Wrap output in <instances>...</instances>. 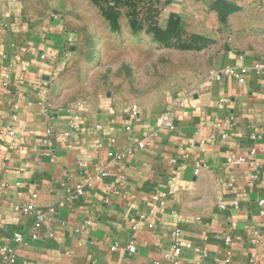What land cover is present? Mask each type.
Wrapping results in <instances>:
<instances>
[{
  "label": "crops",
  "instance_id": "crops-1",
  "mask_svg": "<svg viewBox=\"0 0 264 264\" xmlns=\"http://www.w3.org/2000/svg\"><path fill=\"white\" fill-rule=\"evenodd\" d=\"M147 1L164 31L187 37L190 52L203 59L188 62L184 78L165 82L174 89L140 99L135 115L120 94L82 104L61 92L59 72L78 35L59 14L60 0L41 11L16 6L0 24V247L17 251L18 264H173L165 254L175 228L182 250L174 264H264V74L253 68L264 62V0H226L236 6L228 16L217 13L220 0ZM229 67L241 76L201 85L211 70ZM171 109L174 129H159ZM71 126L73 147L55 138L48 152V129ZM145 138V148L120 162L108 156ZM252 148L253 161L227 164V155ZM101 169L108 175L87 186ZM77 185L85 192L68 199ZM166 191L171 197L160 207L152 196ZM30 202L56 207L38 231L32 214L15 210ZM132 243L134 252L127 250Z\"/></svg>",
  "mask_w": 264,
  "mask_h": 264
},
{
  "label": "rangeland",
  "instance_id": "rangeland-1",
  "mask_svg": "<svg viewBox=\"0 0 264 264\" xmlns=\"http://www.w3.org/2000/svg\"><path fill=\"white\" fill-rule=\"evenodd\" d=\"M49 1L0 0V24L16 6L23 12L41 11L48 9ZM147 2L60 0L64 7L59 14L67 17L78 35L69 61L59 72L66 97L84 104L108 93L120 94L137 106L154 91L174 89L165 82L184 78L188 62L199 64L203 57L190 52L187 37H170L164 23L146 8ZM130 29H135L134 35L124 33Z\"/></svg>",
  "mask_w": 264,
  "mask_h": 264
},
{
  "label": "built area",
  "instance_id": "built-area-1",
  "mask_svg": "<svg viewBox=\"0 0 264 264\" xmlns=\"http://www.w3.org/2000/svg\"><path fill=\"white\" fill-rule=\"evenodd\" d=\"M46 55L42 54L41 58H45ZM58 55L53 54L52 59H57ZM253 68L261 74H264V62H255L253 65ZM243 70L239 68H224L221 70L213 69L209 72L208 76L206 79L202 82L203 87L209 86L213 81L218 80L221 78L222 75H232L235 78H239L241 76ZM191 93H185L184 97L181 98V100L178 103V106H183L185 104V99L189 97ZM225 102V100H221V103ZM80 104V103H79ZM138 107L136 105H132L131 111L135 115L137 113ZM176 118V112L174 110H167L163 114L160 115L159 117V122L160 126L159 129H174V119ZM74 127V126H73ZM73 127L71 126V130H65L63 132H56L52 128L48 129L47 133L43 137V144L47 147L48 152H50L51 147L54 144L55 138H61L64 139V141L67 143L68 148L73 147V137L74 134L72 132ZM10 134L13 135L14 131L11 130ZM226 134H224V137ZM114 141V139H112ZM148 139L145 138L144 140H141L137 142L136 144H131L129 145L123 152H116L113 150H110L108 152V156L114 161V162H120L123 160L125 157L130 156L134 153V151L137 148L143 149L148 145ZM257 150L255 148H252L249 152V154H229L226 156V162L229 165H241L243 163H246L248 161H253L252 159L256 155ZM199 168L196 169L198 171ZM108 175V171L106 169H101L96 175L94 176H89L87 180V186H91L93 184V181L95 179H101L105 176ZM252 178H256L257 174H252ZM86 190L85 185H77V188L74 193L70 192L69 195L67 196L69 198H74L76 195L83 194ZM171 192L166 191L162 192L159 194H154L152 196V199L154 202H157L160 207H165L167 203L169 202V199L171 197ZM33 199L37 197V194L34 193ZM60 206L64 205V201L59 203ZM221 207H224L221 205ZM15 210L18 212H21L23 214H32L35 217V229L38 231L45 225L49 224L52 220L53 217L56 213V207L51 206L46 210L43 209H37L35 204L33 202H30L26 205H15ZM150 227L153 226V224H149ZM49 229V228H48ZM50 235H53V232L49 229ZM172 245H171V253L165 254V259L168 260L171 263H177L179 260V256L181 254L182 250V235H181V230L179 228H175L172 231ZM33 239L38 238V233H33L32 234ZM15 240L18 241L19 243H24V237L21 233H15ZM252 243L257 244L259 242V235L256 230H253L252 232ZM231 241L230 236H227L225 238V242L229 243ZM115 247L117 248L118 245L116 244ZM127 250L134 252L135 251V246L134 244H130L127 246ZM0 255H1V261L0 264H18L17 262V251L9 248L7 245H3L0 247ZM228 255H231V252H228ZM95 262L93 261L90 264H94ZM156 264H160V261H156ZM251 264H257L256 260H252Z\"/></svg>",
  "mask_w": 264,
  "mask_h": 264
},
{
  "label": "water",
  "instance_id": "water-1",
  "mask_svg": "<svg viewBox=\"0 0 264 264\" xmlns=\"http://www.w3.org/2000/svg\"><path fill=\"white\" fill-rule=\"evenodd\" d=\"M234 10H236V6L226 0H220L216 8V11L220 16H228Z\"/></svg>",
  "mask_w": 264,
  "mask_h": 264
}]
</instances>
